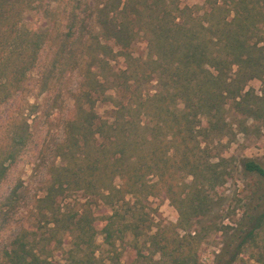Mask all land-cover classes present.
Masks as SVG:
<instances>
[{
  "label": "trees",
  "instance_id": "16d2710c",
  "mask_svg": "<svg viewBox=\"0 0 264 264\" xmlns=\"http://www.w3.org/2000/svg\"><path fill=\"white\" fill-rule=\"evenodd\" d=\"M51 1L0 0V102L26 88V73L37 64L42 47L51 44L50 31L28 26L23 12L42 7L41 17L47 19ZM203 5L193 10L179 0H73L59 49L42 66L40 91L49 88L55 61L72 56L75 43L87 46L95 29L103 47L111 41L122 52L137 37L143 39L146 57L113 78L115 96L105 93L107 79L98 66H86L92 84L82 89L83 98L89 102L100 96L109 108L98 114L92 102L75 104L63 143L56 146L58 162L51 163L43 193L33 199L32 220L5 251L8 264H96L95 235L102 234L111 246L118 228L112 215L96 224L82 197L113 203L160 194L177 212L174 224L149 235L160 264H196L201 228L222 236L210 264H234L244 253L264 264V167L259 162L237 161L239 175L252 180L244 210L229 224H206L214 211L223 210L217 189L233 178L230 160L210 155L208 141L223 133L231 116L264 114V0H203ZM87 6L93 8L92 26L80 19ZM122 52L125 60L132 59ZM251 79L262 84L261 95L247 86ZM151 80L153 88H142ZM27 129L24 118L5 119L0 181L26 145ZM22 198L15 186L0 199V229Z\"/></svg>",
  "mask_w": 264,
  "mask_h": 264
},
{
  "label": "rangeland",
  "instance_id": "374dc122",
  "mask_svg": "<svg viewBox=\"0 0 264 264\" xmlns=\"http://www.w3.org/2000/svg\"><path fill=\"white\" fill-rule=\"evenodd\" d=\"M75 1L82 2V0ZM179 4L191 7L193 10L204 9L203 0H179ZM70 5H73V0L51 1L47 19L41 17L42 7L24 11L22 15L23 21L28 26L39 30L48 29L51 34V44L42 47L37 64L26 73V88L6 102H0V130L4 127L5 119L11 116L24 118L29 133L26 145L9 164L5 178L0 181V199L15 186L23 195L21 207L9 223L0 229V264H8L5 251L12 236L32 220L33 199L42 195L51 163L58 162V157L54 156L56 146L63 143V136L68 130V121L74 116L75 104L79 102L85 107L92 102L93 109L98 114H103L104 110L109 108L100 96L89 102L83 98L82 89L90 85V82L92 84L85 73L86 66L93 64L92 62L98 66L97 72L107 79L103 83L105 93L115 96L116 85L113 78L119 77L120 70L125 66L132 67L146 57V44L143 39L137 37L123 51L132 57L125 60L120 54L122 51L111 41H107L104 47L101 45L102 39L95 29L88 34L87 46L81 48L75 43L72 56L67 57L64 54L65 58L60 59L59 62L55 61L53 72L50 73L49 88L40 91L37 81L42 76V66L46 67L59 49V37L66 32L65 16ZM85 9L84 12L79 13L80 19L84 25L92 26L93 21L89 15L93 12V8L87 6ZM140 78L144 80L145 76ZM153 84L151 80L147 84H142V88L151 89ZM247 86L252 88L253 94L261 95L262 84L259 80L251 79ZM116 95L118 98V93ZM231 118L233 116L228 118L230 123L224 127L223 133L218 137H212L207 143L209 154L228 158L230 160L228 166L233 170V178L217 189L216 197L222 202L223 210L214 211L208 217L206 224L209 225L211 222L215 226L219 223L229 224L236 218L233 214L239 215L246 207L252 180L239 175L237 161L247 157L264 167V114L249 119ZM82 198L81 202L90 214L97 216L96 224H102L100 219L103 216L112 215L114 226L118 228L114 232L111 246L104 243L102 234L95 235L92 248L95 249L93 255L96 264H160L158 252L149 244V235L157 228L174 224L177 219L175 208L163 194L146 196L133 202L132 200L113 201L112 196L108 197L113 203L107 198L102 199L97 196ZM201 229L204 237L196 246L193 259L196 264H210L220 246L222 236L218 231ZM84 251L86 256L90 255L89 248ZM234 264L258 263L244 253Z\"/></svg>",
  "mask_w": 264,
  "mask_h": 264
}]
</instances>
